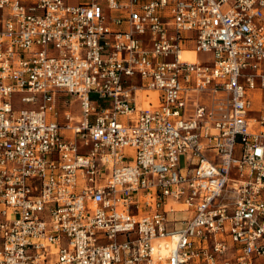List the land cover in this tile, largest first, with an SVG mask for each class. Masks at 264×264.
I'll list each match as a JSON object with an SVG mask.
<instances>
[{
	"label": "built area",
	"instance_id": "2783aa9c",
	"mask_svg": "<svg viewBox=\"0 0 264 264\" xmlns=\"http://www.w3.org/2000/svg\"><path fill=\"white\" fill-rule=\"evenodd\" d=\"M257 89L264 0H0V264H264Z\"/></svg>",
	"mask_w": 264,
	"mask_h": 264
},
{
	"label": "rangeland",
	"instance_id": "374dc122",
	"mask_svg": "<svg viewBox=\"0 0 264 264\" xmlns=\"http://www.w3.org/2000/svg\"><path fill=\"white\" fill-rule=\"evenodd\" d=\"M70 1H77V0H70ZM211 58V54L209 53H200L199 54V59L205 63H209V60ZM146 93H149L151 95V91H147L145 93L142 94V100L145 101L146 100V96L145 94ZM250 97L252 98L253 100V107L252 109L250 110V114H255V115H258L259 114V111H260V106L262 103H264V90L263 89H257V90H252L250 91ZM23 95L20 94V93H15L13 94V101H14V105L15 107L17 108H22L24 106H28V105H24L20 102V99ZM94 97H96V95H93ZM75 97L73 96H60L59 98V103H60V106H61V109H65L68 105H67V100H74ZM209 99H210V95L208 92H205L202 94V101H203V104L207 105L209 103ZM79 103L74 101L72 103V112L75 113V114H78L80 112L79 110Z\"/></svg>",
	"mask_w": 264,
	"mask_h": 264
},
{
	"label": "bare ground",
	"instance_id": "6f19581e",
	"mask_svg": "<svg viewBox=\"0 0 264 264\" xmlns=\"http://www.w3.org/2000/svg\"><path fill=\"white\" fill-rule=\"evenodd\" d=\"M183 54H185V57H187L188 59H191V60H195L196 59L195 52L186 51ZM151 96H152L153 100H156V93L151 92ZM143 105H145V106L148 105L147 100L143 101Z\"/></svg>",
	"mask_w": 264,
	"mask_h": 264
}]
</instances>
